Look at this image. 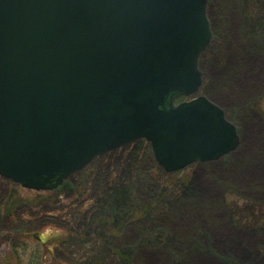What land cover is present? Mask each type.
Segmentation results:
<instances>
[{
    "label": "water",
    "instance_id": "obj_1",
    "mask_svg": "<svg viewBox=\"0 0 264 264\" xmlns=\"http://www.w3.org/2000/svg\"><path fill=\"white\" fill-rule=\"evenodd\" d=\"M208 0H0V176L55 191L146 139L175 173L240 143L206 98Z\"/></svg>",
    "mask_w": 264,
    "mask_h": 264
},
{
    "label": "rangeland",
    "instance_id": "obj_2",
    "mask_svg": "<svg viewBox=\"0 0 264 264\" xmlns=\"http://www.w3.org/2000/svg\"><path fill=\"white\" fill-rule=\"evenodd\" d=\"M208 18L203 86L186 101L224 110L239 148L167 174L144 142L96 159L57 191L0 180V264L17 254L40 264H264V0H208Z\"/></svg>",
    "mask_w": 264,
    "mask_h": 264
},
{
    "label": "bare ground",
    "instance_id": "obj_3",
    "mask_svg": "<svg viewBox=\"0 0 264 264\" xmlns=\"http://www.w3.org/2000/svg\"><path fill=\"white\" fill-rule=\"evenodd\" d=\"M237 134H238V137H239V133L237 132ZM137 144H139V146L137 145ZM141 143L140 142H138V143H136V145L138 146L137 147V149L138 150H140L141 149V145H140ZM238 148H239V146H238ZM237 148V149H238ZM152 153H153V150H152ZM233 154V153H232ZM153 157H154V154H153ZM222 159H224V158H221V160ZM66 183V182H65ZM201 187L204 189V190H206V191H209V189H211V187L209 186V185H206V184H204V185H201ZM171 222V219H167V223L169 224ZM175 222H177V221H175ZM177 224V223H176ZM181 225V224H180ZM181 229V237H186V234L187 233H185L184 231H183V229L182 228H180ZM226 233V232H225ZM226 234H228V233H226ZM229 236V235H228ZM223 242H225V241H222V242H220L221 244H223L225 247H228V244H227V242H225V243H223ZM160 259L159 258H157V257H153V260H150V263L149 264H160V261H159ZM166 260V259H165ZM165 264V263H164Z\"/></svg>",
    "mask_w": 264,
    "mask_h": 264
},
{
    "label": "flooded vegetation",
    "instance_id": "obj_4",
    "mask_svg": "<svg viewBox=\"0 0 264 264\" xmlns=\"http://www.w3.org/2000/svg\"><path fill=\"white\" fill-rule=\"evenodd\" d=\"M96 235H97V237H93L91 242H96V244H100L99 236H98V234H96ZM101 238H103V236ZM21 257H22L21 255L17 254L16 256H13L12 261H14L15 264H40L39 260H37L36 257H29V259L26 262H22L20 260Z\"/></svg>",
    "mask_w": 264,
    "mask_h": 264
},
{
    "label": "trees",
    "instance_id": "obj_5",
    "mask_svg": "<svg viewBox=\"0 0 264 264\" xmlns=\"http://www.w3.org/2000/svg\"><path fill=\"white\" fill-rule=\"evenodd\" d=\"M136 159H137V157H136ZM116 253V252H115ZM116 254H118V253H116Z\"/></svg>",
    "mask_w": 264,
    "mask_h": 264
}]
</instances>
